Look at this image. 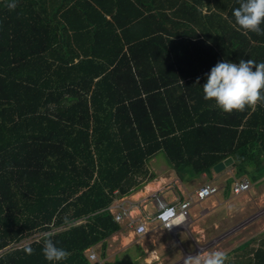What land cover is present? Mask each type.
Here are the masks:
<instances>
[{
  "label": "trees",
  "instance_id": "1",
  "mask_svg": "<svg viewBox=\"0 0 264 264\" xmlns=\"http://www.w3.org/2000/svg\"><path fill=\"white\" fill-rule=\"evenodd\" d=\"M16 2L0 0V264H91L120 229L114 192L152 180L161 153L191 178L229 158L238 177L264 168V103L224 112L202 88L218 62H264L240 0ZM48 232L70 257L45 259Z\"/></svg>",
  "mask_w": 264,
  "mask_h": 264
},
{
  "label": "crops",
  "instance_id": "2",
  "mask_svg": "<svg viewBox=\"0 0 264 264\" xmlns=\"http://www.w3.org/2000/svg\"><path fill=\"white\" fill-rule=\"evenodd\" d=\"M230 159L232 163L228 167L210 170L211 179H208L207 172L191 178L187 171H185L187 176L182 178L175 168L168 163L165 164L166 169L161 170V175L153 174V179L142 189L123 197L137 205L132 210V216L138 217L141 212L148 214L154 212L153 205L148 199L150 192H157L168 202L175 198L192 197L193 193L206 183L217 186L219 192L201 203L194 201L188 211L190 215L188 229L185 233H178L181 239L178 235L171 236L156 224L149 225L150 231L152 228L149 235L138 238L124 220L119 224V231L105 240L106 248L103 255L101 243L88 250L96 255V260L91 264H160L162 252L168 250L173 251L176 260L172 262H175L181 259L185 250L191 252L197 244L213 242L228 248L227 255L232 253L234 256L237 253L238 258L231 256L227 263L235 259L237 264L246 263L249 253L254 250L255 254L257 249L262 247L261 241L264 239V168L257 172L254 179L250 175L238 177L234 167L235 160ZM250 170L252 169L249 168ZM239 179H247L250 182V189L241 195H233L230 192V185ZM191 184H195L193 189L189 188ZM139 195L142 199L136 201L134 196ZM150 241L153 243L151 246L148 243ZM175 251H180L181 255H175ZM254 264H264V260L254 259Z\"/></svg>",
  "mask_w": 264,
  "mask_h": 264
},
{
  "label": "clouds",
  "instance_id": "3",
  "mask_svg": "<svg viewBox=\"0 0 264 264\" xmlns=\"http://www.w3.org/2000/svg\"><path fill=\"white\" fill-rule=\"evenodd\" d=\"M10 10L17 7L16 0H8L6 5ZM235 22L240 28L264 34L261 24L264 23V0H240L239 6L233 10ZM199 81H197V84ZM204 99L214 100L224 112L253 110L258 102L264 103V62L257 63L253 59H241L239 64L229 61L218 62L207 76L203 85ZM184 216H178L172 225H180ZM43 255L48 261H63L71 253L64 248H58L52 241V233H45ZM31 255L33 249H25ZM228 255L222 250H200L198 253L184 256L183 264H226Z\"/></svg>",
  "mask_w": 264,
  "mask_h": 264
},
{
  "label": "built area",
  "instance_id": "4",
  "mask_svg": "<svg viewBox=\"0 0 264 264\" xmlns=\"http://www.w3.org/2000/svg\"><path fill=\"white\" fill-rule=\"evenodd\" d=\"M249 189L250 182L247 179L234 180L230 185V192L233 195H241L249 191ZM218 192L219 188L217 186L206 183L200 186L194 192L192 197L188 196L184 199L175 198L172 202L166 201V199L155 193L148 198L153 205L154 212L152 214L141 212L138 217H134L132 216V210L137 205L131 201H127L119 195L118 191H115L114 195L116 196L115 200H117V202L109 208V211L112 214L115 223L121 224L124 220H126L128 227L133 230L135 236L138 238L144 237L150 232L148 227L151 224H156L158 227L173 235L178 233L179 230H183V227L190 222V215L188 211L194 201L196 203H201L215 196ZM180 215H183L185 218L183 223L180 225H172L173 221ZM82 223L83 222H78L77 225ZM88 253V260L90 262L93 259L96 260V255L94 253L89 251ZM189 253L190 252L187 251L184 252L182 259L170 264H182L184 256Z\"/></svg>",
  "mask_w": 264,
  "mask_h": 264
},
{
  "label": "rangeland",
  "instance_id": "5",
  "mask_svg": "<svg viewBox=\"0 0 264 264\" xmlns=\"http://www.w3.org/2000/svg\"><path fill=\"white\" fill-rule=\"evenodd\" d=\"M164 162V163H163ZM168 162H167V159H166V157L161 153V154H159V155H157L155 158H153L152 160H150L149 161V163L147 164V169H148V171H150L151 173H153L154 175H158V174H160L161 175V170L162 169H166V165L165 164H167ZM165 166V167H164ZM185 168L186 169H188L189 171H191V172H188L189 174H191L192 175V173H193V176L195 175V173L192 171V169L189 167V166H185ZM187 171V170H186ZM208 173V179H211V175H210V171H208L207 172ZM179 175L180 176H182V178H185L186 176H187V174L185 173V171H182V172H179ZM189 176V175H188ZM194 186H195V184H191L190 186H189V188L190 189H193L194 188ZM140 189H142V187L140 188ZM140 189H138V191L140 190ZM134 192L135 191H133L131 194H134ZM155 193H157V192H150V194H149V197L150 196H152V195H154ZM194 194V193H193ZM120 195V194H119ZM129 196V195H128ZM122 197H127V196H122ZM134 199L136 200V201H140L141 199H142V196L141 195H139V196H134ZM115 202H117V200H114V203ZM144 202V201H143ZM114 203H113V205H114ZM263 207V206H262ZM190 223V222H189ZM189 223L185 226V227H183L184 229L183 230H179L178 231V233H185L186 231H187V229H188V225H189ZM122 224V223H121ZM151 231H152V228H151ZM150 231V232H151ZM184 231V232H183ZM150 232L147 234V235H149L150 234ZM178 233H176V234H173V235H171V236H173V237H176L177 235H178ZM146 235V236H147ZM227 235V234H226ZM226 235H223V237H225ZM37 238H39V235L38 234H36V235H34L33 237H31L30 239H27L26 241H24L23 243H21V245H24V244H26V243H30V242H32V241H34L35 239H37ZM178 238L179 239H181V236L180 235H178ZM218 240V239H217ZM212 241V240H211ZM150 245L149 246H151V245H153V243L150 241V242H148ZM245 243V242H244ZM243 243V244H244ZM243 244H241V245H243ZM177 245V244H176ZM176 249H178V247L176 248ZM227 249L228 248H226V247H224V246H219V244L218 243H215L214 244V242L213 243H202V244H197V246L194 248V250L193 251H191L192 252V254H195V253H198L200 250H212V251H215V250H222V251H225V252H228L227 251ZM184 252H186V250L184 251ZM184 252L182 253V257H183V254H184ZM188 252V251H187ZM190 252V253H191ZM86 256H87V258H88V250L86 251ZM163 253V256L161 255V257H160V264H170V263H172V261L175 259V256H174V254H173V251L172 250H168V252H162ZM175 255H181L180 254V251H178V252H176L175 251ZM182 257H181V259H182ZM176 260V259H175ZM180 260V259H179ZM178 260V261H179ZM95 260L93 259V260H91V262H94ZM183 264V263H182Z\"/></svg>",
  "mask_w": 264,
  "mask_h": 264
},
{
  "label": "water",
  "instance_id": "6",
  "mask_svg": "<svg viewBox=\"0 0 264 264\" xmlns=\"http://www.w3.org/2000/svg\"><path fill=\"white\" fill-rule=\"evenodd\" d=\"M232 163V160L229 158L227 160H225L222 164H220L219 166L215 167V171L218 170V169H224L225 167H228L229 164Z\"/></svg>",
  "mask_w": 264,
  "mask_h": 264
}]
</instances>
